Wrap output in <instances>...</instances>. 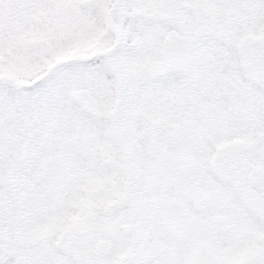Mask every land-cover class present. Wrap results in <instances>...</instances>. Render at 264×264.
<instances>
[{
	"label": "snow or ice",
	"instance_id": "1",
	"mask_svg": "<svg viewBox=\"0 0 264 264\" xmlns=\"http://www.w3.org/2000/svg\"><path fill=\"white\" fill-rule=\"evenodd\" d=\"M0 264H264V0H0Z\"/></svg>",
	"mask_w": 264,
	"mask_h": 264
}]
</instances>
